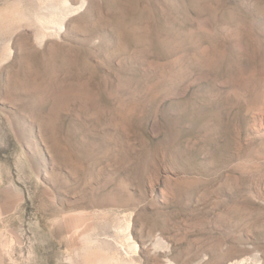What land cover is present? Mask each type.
I'll list each match as a JSON object with an SVG mask.
<instances>
[{
  "label": "rangeland",
  "instance_id": "1",
  "mask_svg": "<svg viewBox=\"0 0 264 264\" xmlns=\"http://www.w3.org/2000/svg\"><path fill=\"white\" fill-rule=\"evenodd\" d=\"M100 256L264 264V0H0V264Z\"/></svg>",
  "mask_w": 264,
  "mask_h": 264
},
{
  "label": "bare ground",
  "instance_id": "2",
  "mask_svg": "<svg viewBox=\"0 0 264 264\" xmlns=\"http://www.w3.org/2000/svg\"><path fill=\"white\" fill-rule=\"evenodd\" d=\"M42 20V19H41ZM101 255V254H100ZM111 257H102V256H100V260H103L104 262H106V264H108V263H111L110 261H111ZM95 261V260H94ZM97 261V260H96ZM98 262H100V261H98Z\"/></svg>",
  "mask_w": 264,
  "mask_h": 264
}]
</instances>
